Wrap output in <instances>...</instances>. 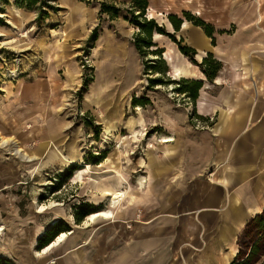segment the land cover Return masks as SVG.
I'll return each instance as SVG.
<instances>
[{
  "label": "crops",
  "instance_id": "obj_1",
  "mask_svg": "<svg viewBox=\"0 0 264 264\" xmlns=\"http://www.w3.org/2000/svg\"><path fill=\"white\" fill-rule=\"evenodd\" d=\"M148 1L147 17L157 18L169 32L175 30L164 13L182 15L183 11L214 28V43L201 27L188 20L177 32L183 33L197 51L198 61L210 53L222 63L217 77L204 83L196 101L199 106L195 115L205 120L206 127H197L184 112H166L162 137L174 140L157 142L155 148H148L145 156L136 163L132 161L129 167L133 177L139 171L146 173L145 187L135 190L123 207L124 201L121 203V209H115L114 221L104 223L97 219L77 229L89 221L92 213L106 209L101 206L110 197L108 190L122 189L127 182L119 174V179L113 181L97 172L91 175L93 179L85 181L81 195L73 196L71 203L73 215L81 204L89 206L91 213L81 221L75 220L76 227L52 220L40 227L35 238L38 246L55 223L62 227L60 233L69 234L64 244L55 246L47 255L37 258L29 248L25 249L33 262L51 264L50 258L55 257L54 264H230L239 251L240 233L264 211V0ZM165 39L164 34L154 32L153 41L156 48L164 49L162 58L173 78L207 80L199 66L177 49L176 43ZM97 41L103 72L101 80L97 72L96 83L107 89L108 96L112 93L107 86H111L113 93L117 86L126 90L130 83L121 79L125 80L128 71L137 68L138 52L133 42L114 29L101 33ZM178 70L181 76L176 74ZM207 85L219 88L220 94L207 93ZM16 106L15 100L0 108V123L4 127L17 123L10 108ZM30 106L34 108L28 110H39L35 104ZM6 110L10 112L4 113ZM36 121L34 118V124ZM116 126L106 125L105 133H113ZM14 133L18 134L17 129ZM44 134L53 137L57 133L48 127ZM55 155L62 161L58 153ZM66 156L75 160L67 164L75 167L65 175L70 182L85 169L76 162V156ZM116 159L107 156L98 167L110 171L106 167L114 165L120 171L116 165L120 158ZM85 163L88 170L99 165L88 160Z\"/></svg>",
  "mask_w": 264,
  "mask_h": 264
},
{
  "label": "rangeland",
  "instance_id": "obj_2",
  "mask_svg": "<svg viewBox=\"0 0 264 264\" xmlns=\"http://www.w3.org/2000/svg\"><path fill=\"white\" fill-rule=\"evenodd\" d=\"M100 1L106 0H42L30 8L22 1L8 0L6 4L0 1V108L16 100L17 106L10 108L18 119L7 128L0 123L2 136L11 140L6 146L0 144V225L4 228L0 234V257L7 264L40 263L33 262L24 251L29 248L34 257H40L35 256L40 246L35 238L39 228L49 220L76 227L71 209L73 196L81 195L85 181L93 179L91 175L97 172L110 181L119 179L111 171L117 169L114 165L106 167L111 172L99 168L101 163L88 170L87 160L98 161L103 152L110 159L120 158L116 165L127 179L122 189L132 194L121 204L123 207L135 190L146 185V173L139 171L133 177L129 167L132 161L136 163L145 156L148 148H155L162 141L166 112H184L197 127H206L205 120L195 115L199 103H193L177 90L181 79L173 78L167 62H162L161 56L153 55L151 50L144 55L137 53V68L128 71L125 80L121 79L130 83L126 90L117 86L114 94L111 86H107L112 93L108 96L107 89L96 83L97 72L98 80L103 72L98 52L96 57L92 56L93 50L98 49L97 37L114 29L133 42L139 31L125 20V11L116 19L100 14ZM164 16L168 17L165 13ZM174 35L189 45L183 33ZM165 36V41L174 42ZM177 49L180 51L178 45ZM151 66L166 71L156 72ZM206 87L207 93L220 94L219 88ZM136 99L145 103L135 106ZM30 104L37 105L39 110H28ZM34 118L38 119L37 124ZM2 119L1 116V122ZM111 124L117 128L113 133L108 130L105 133L106 125ZM48 127L57 134L46 136ZM16 129L18 134L14 133ZM39 136H43L41 141ZM17 144L33 157L32 161L14 153ZM58 151L73 154L85 169L70 182L65 175L71 165L53 157ZM109 201L108 196L101 208H107ZM41 205L48 208L38 211ZM114 219L97 221L108 223ZM91 223L86 220L77 229ZM66 241L67 237L57 247ZM55 261V257L50 258L51 264ZM258 264H264V256Z\"/></svg>",
  "mask_w": 264,
  "mask_h": 264
},
{
  "label": "trees",
  "instance_id": "obj_3",
  "mask_svg": "<svg viewBox=\"0 0 264 264\" xmlns=\"http://www.w3.org/2000/svg\"><path fill=\"white\" fill-rule=\"evenodd\" d=\"M0 1L4 4L8 3V0ZM20 1L25 3L29 8L35 6L39 2H42V0H17V2ZM98 5L100 8L99 13L107 14L111 19H116L122 12H126V15H124L125 20H128L132 25L139 29V31L135 34L133 41V44L139 54L144 55L146 51L151 50L153 55H159L162 58L164 50L156 48V44L153 41L154 32H158L170 36L179 46L180 51L194 64L200 67L208 81L212 82V80L217 77L218 72L222 67V63L219 60L214 58L212 54L208 53L203 61H197V51L193 47L184 44L183 38L177 39L176 35H174L181 30L184 20H188L193 23V25L201 27L205 34L213 39L214 43V28L210 23L205 22L200 17L189 11H183L182 15L169 13L168 19L171 21L175 30V32L170 33L165 30L164 26L159 25L155 18L147 17L146 12L149 8L148 0H106L100 1ZM160 60L165 63L163 58ZM151 67L156 72L166 71L154 66ZM203 87L204 80L182 78L179 82V88L177 90L182 94H186V97L194 103L197 101L199 92ZM144 103L145 102L141 101V99H136L135 106H141ZM103 153L102 158L98 159V161L88 160V162L99 164L107 157L106 152ZM74 169L75 167L71 165L67 174H71ZM90 213L89 206L86 207L85 204H81L76 207L74 215L77 221H81L84 216H87ZM61 231L62 227H59V224L55 223L49 232L41 238V248L53 241ZM237 244L239 246L238 254L235 260H233L230 264H258L260 262L261 258L264 256V211L253 217L248 222L240 233ZM5 263L7 264V262L0 257V264Z\"/></svg>",
  "mask_w": 264,
  "mask_h": 264
},
{
  "label": "bare ground",
  "instance_id": "obj_4",
  "mask_svg": "<svg viewBox=\"0 0 264 264\" xmlns=\"http://www.w3.org/2000/svg\"><path fill=\"white\" fill-rule=\"evenodd\" d=\"M64 35L66 36L67 33H65ZM97 52H98V49L95 48V50H93V55H92L93 58L97 56ZM176 72H177L176 73L177 75L181 76V74H182L181 71L178 70ZM15 74H16V72H15ZM172 87H173V85H172ZM138 109H141V108L139 107ZM173 140H174L173 138L165 137V138L162 139V142H168V141L172 142ZM10 141H11L10 138H6V137L2 136V134L0 132V144L2 146H6L8 143H10ZM14 153L17 154V155H20L23 158V160H25V161H32V159H33V157H31L27 153H25L24 149L18 144L14 148ZM58 153H59L62 161L64 160L67 163H70L71 161L75 162V160H70L65 154H63V153H61L59 151H58ZM83 153H84V149H82L80 151V159H81V155ZM53 157L54 158L56 157L55 153H53ZM86 167L89 168L88 165H86ZM111 171L122 176V174H120V171L118 169H113ZM123 180L125 181L124 178H123ZM107 193L110 195L109 206L106 209H101L99 211H96V212L92 213L89 216V220L94 221V220H97L99 218H104V219H112V218H114L115 217V209L119 208L121 203L126 199V197L129 195L130 192L128 191V189H118L116 191L108 190ZM47 208L48 207H46L45 205H41L40 209L38 211L42 212V211H45ZM3 229L4 228L0 226V234L2 233ZM68 234H69L68 232L67 233L66 232L61 233L57 237V239H55L49 245L44 247L43 250H39L37 252V255L38 256L47 255L52 250V248H54L55 246L59 245L62 241H64L65 238L68 236ZM52 263H55V262H52Z\"/></svg>",
  "mask_w": 264,
  "mask_h": 264
},
{
  "label": "water",
  "instance_id": "obj_5",
  "mask_svg": "<svg viewBox=\"0 0 264 264\" xmlns=\"http://www.w3.org/2000/svg\"><path fill=\"white\" fill-rule=\"evenodd\" d=\"M177 38H178V39H181L182 37L178 36ZM196 59H197V58H196Z\"/></svg>",
  "mask_w": 264,
  "mask_h": 264
},
{
  "label": "built area",
  "instance_id": "obj_6",
  "mask_svg": "<svg viewBox=\"0 0 264 264\" xmlns=\"http://www.w3.org/2000/svg\"><path fill=\"white\" fill-rule=\"evenodd\" d=\"M140 214V211H139V213H138V215Z\"/></svg>",
  "mask_w": 264,
  "mask_h": 264
}]
</instances>
